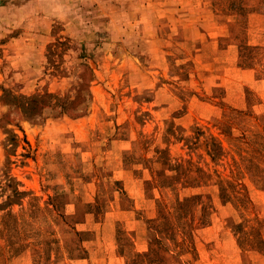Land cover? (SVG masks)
<instances>
[{
    "label": "rangeland",
    "instance_id": "rangeland-1",
    "mask_svg": "<svg viewBox=\"0 0 264 264\" xmlns=\"http://www.w3.org/2000/svg\"><path fill=\"white\" fill-rule=\"evenodd\" d=\"M0 264H264V0H0Z\"/></svg>",
    "mask_w": 264,
    "mask_h": 264
},
{
    "label": "trees",
    "instance_id": "trees-1",
    "mask_svg": "<svg viewBox=\"0 0 264 264\" xmlns=\"http://www.w3.org/2000/svg\"><path fill=\"white\" fill-rule=\"evenodd\" d=\"M60 38V37H59ZM68 38L67 37H63V40H57V43L62 45L64 50H66L68 48ZM53 44H49L47 47V51L49 55H53V48L51 47ZM50 65L55 66L54 70L56 72H65V70H62V68H59L56 64H54V61L51 60L49 61ZM79 66H81L82 70L81 73L76 74V78L79 79V81L77 82V85L75 87H72V89L75 90V93L72 94V98H69L70 96H65V97H60L57 96L55 94L46 92L43 95L40 96H31V97H16L14 96V99H24V101H22L21 106H23V109L25 110H31L34 106L32 105V103L41 100L42 98H45L46 100H48L46 103L49 106L50 109H55L57 111V114H69V109L74 111V114L71 115H83L86 112V107H87V101L90 99L91 95H90V90H89V86L88 83L86 81V84L83 82L82 76L81 74H84L86 71H89L88 67L86 66V64L81 63ZM76 100V101H74ZM77 104L78 106L75 105H71L70 104ZM70 115V114H69ZM14 193L16 195L20 194V192H18L17 190L14 191Z\"/></svg>",
    "mask_w": 264,
    "mask_h": 264
}]
</instances>
